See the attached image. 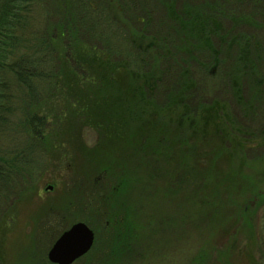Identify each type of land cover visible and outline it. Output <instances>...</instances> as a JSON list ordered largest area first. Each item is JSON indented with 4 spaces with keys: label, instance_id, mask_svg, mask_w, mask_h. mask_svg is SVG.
I'll list each match as a JSON object with an SVG mask.
<instances>
[{
    "label": "rangeland",
    "instance_id": "1",
    "mask_svg": "<svg viewBox=\"0 0 264 264\" xmlns=\"http://www.w3.org/2000/svg\"><path fill=\"white\" fill-rule=\"evenodd\" d=\"M58 2L49 0L52 14L47 19L33 8L28 17L33 22L32 29L37 27L44 32L48 28L53 34L56 26L64 24ZM189 3L200 4L193 0ZM263 6L258 11L253 4L242 5L239 14L260 15L264 13ZM156 7L153 3V18L158 19L160 9ZM259 19L264 22V16ZM161 26L170 41L180 44L176 24L166 17ZM22 37L17 60H32L37 48H41L37 50L40 57L45 54L46 41L35 40L32 31ZM256 40L262 56L255 77L251 72L241 76L229 66L228 77L237 75L242 80L230 86L235 94L229 88L231 93L226 91L222 97L213 98L215 105L196 120L194 128L186 126L185 119L182 122L196 136L195 143L206 125V130L216 133L220 169L225 176L229 173L234 188H217L215 195L220 202L213 204L216 208L208 211L209 217L202 215L205 208L199 200L203 197L189 192L203 187L205 182L195 180L190 169L177 166L180 164L176 147L181 141L174 144L173 137L170 151L161 147L165 144V126L169 130L180 127L184 102L166 105L160 99L155 103L144 90L136 89L135 80L140 77L122 70L131 95L115 101V88L100 90L99 97L87 100L94 110L92 115H82L77 104L70 103L63 117L47 121L45 140L40 145L42 139L29 135L25 118L37 108L45 113L51 107L55 110L53 106L68 104V100L50 92L29 94L13 80L8 91L11 125L0 136V155L18 151L28 171L31 168L34 174L13 170L0 198V264H51L46 258L48 249L62 231L76 222H84L95 239L87 255L72 264H230L232 251V257H239L233 259L234 264H259V254H264V29H257ZM47 43L54 48L50 57L54 64L47 66L39 57L44 66L30 67L33 72L41 70L43 77L48 71L57 74L59 63L66 61L63 53L67 46L61 41ZM79 83L90 85L86 81ZM79 83L68 82L66 88L76 91ZM44 85L45 82L37 84L39 88ZM66 88L64 93L68 96ZM113 102L120 106L112 110ZM95 109L105 113L100 122ZM154 122L157 126L148 131L146 127ZM232 123L242 130H232ZM208 125L221 128L224 135ZM168 134L171 139L173 135L169 131ZM177 136L185 137L184 133ZM213 136L211 133L209 138ZM200 170L199 175L205 172L204 168ZM223 191L224 196L231 192L238 202L225 199L221 196ZM252 195L261 206L246 204ZM233 214L239 217L237 223L232 222Z\"/></svg>",
    "mask_w": 264,
    "mask_h": 264
},
{
    "label": "trees",
    "instance_id": "2",
    "mask_svg": "<svg viewBox=\"0 0 264 264\" xmlns=\"http://www.w3.org/2000/svg\"><path fill=\"white\" fill-rule=\"evenodd\" d=\"M193 1H199L200 4L191 5L189 0H59L58 9L64 24L56 26L54 33L51 34L48 28L44 32L43 30L39 32L37 27L32 29L33 22H29L28 19L35 7L40 10L44 19L50 18L52 12L50 6L48 8L49 0H0V136L11 125V95L8 91L13 80H16L29 94L50 92V94L62 95L66 98L64 100H68V104L53 106L55 110L51 107L47 111H53V114L47 115V112L44 113L37 108L25 118L29 135L42 139L40 142L42 145L45 140L47 121L63 117L70 103L77 104L79 113L82 115L87 112L92 115L94 110L87 100L93 99V96L99 97L100 90L108 87L115 88L116 95L112 96L115 101L123 100L124 96L131 95L133 92L126 87L124 76L120 71L132 72L140 77L135 80L136 89L144 90L155 103L160 99H164L166 105L170 103L180 105L184 102L185 110L180 111V127L169 130L165 126V144L161 147L163 150L170 151L173 149L170 141L173 137L177 140H174V144L178 140L181 141L182 144L176 147L180 164L177 166L190 169L195 180L205 182L203 187L189 190V192H192L193 196L200 194L203 197L199 200L205 208L204 211L202 207L204 211L202 215L209 217L208 211L216 208L213 204L220 202L215 195L217 188L224 186L225 191L230 187L234 188L231 186L229 173L227 172L225 176L220 169V159L215 152L216 133L206 130V125V129H202L197 134L199 141L195 143L196 136L192 135L182 122L185 119L186 126L194 128L197 124L196 120L215 105L213 98L222 97L226 91L230 92L232 83L242 81L238 80L237 75L232 76L233 79L228 77L229 66L233 69L232 72L239 73L241 76L251 72L255 77L257 63L262 56L256 33L257 29H264V22L259 19V16H264V13L260 15L259 12L249 15L239 13L241 6L246 4L249 6L253 4L259 11V6L264 5V0ZM153 3L155 7L157 6L156 10L160 9L157 13L158 19L153 18L156 15ZM166 17L179 29L177 32L181 35V39L177 46L162 31L161 24L163 25ZM242 29L245 31L242 32ZM26 31L27 33L32 31L34 37L36 36L35 40L46 41L45 54L40 57L37 50L41 48H37L32 60H17L20 42ZM51 41H61L62 45L67 46V50L63 53L66 61L59 63L60 70L57 74L51 71L45 72V77L49 78L45 80V77L40 74L41 70L33 72L30 67L37 69L44 66L39 57L46 62L47 66L54 64L50 58L54 48L47 43ZM23 55L21 53V56ZM80 81L88 82L93 88L80 84ZM40 82H45L46 85L39 88L37 84ZM68 82L79 83V89L73 91L69 89V86L67 89ZM215 82L219 83L215 84ZM221 82H225L224 85ZM238 86L239 84L235 85V87ZM241 87H243L242 84ZM64 88L67 89L68 96L65 95ZM231 91L233 92L232 89ZM234 94H232L233 97ZM119 104L113 102L112 110L120 106ZM95 112L100 114L99 122L102 121L105 113H100L97 109ZM242 113L244 117V111ZM232 125L234 127V123ZM98 126L100 127V123ZM156 126L157 123L154 122L146 129L152 131ZM208 126L216 129L218 134L221 132L220 134L224 135L222 129H218L216 125ZM232 130H242V127L235 126ZM168 131L173 135L171 139H168ZM224 131H226L225 128ZM209 132L214 136L209 138L211 134ZM183 133L185 137L179 139L177 134L180 136ZM19 158L18 151L0 155V198L13 175V170L20 173L22 171L23 174H34L31 168L30 172L28 171V165ZM201 168H204L203 174H207L206 177L197 172L202 171ZM246 190L248 189L244 191ZM225 191L221 193V196L225 199L237 200L231 192L224 196ZM255 197L252 195L247 198L246 204L252 207L253 205L261 206L260 200ZM233 215L232 222L237 223L239 217L237 214ZM228 248L230 250L231 247ZM233 253L234 251L230 253V256L228 254L230 264L236 262L233 259L239 258L232 257ZM258 261L259 264H264L263 253L259 254Z\"/></svg>",
    "mask_w": 264,
    "mask_h": 264
},
{
    "label": "water",
    "instance_id": "3",
    "mask_svg": "<svg viewBox=\"0 0 264 264\" xmlns=\"http://www.w3.org/2000/svg\"><path fill=\"white\" fill-rule=\"evenodd\" d=\"M93 241L94 232L84 222H76L53 242L47 260L52 264H72L90 250Z\"/></svg>",
    "mask_w": 264,
    "mask_h": 264
},
{
    "label": "flooded vegetation",
    "instance_id": "4",
    "mask_svg": "<svg viewBox=\"0 0 264 264\" xmlns=\"http://www.w3.org/2000/svg\"><path fill=\"white\" fill-rule=\"evenodd\" d=\"M48 187H49L50 190L53 189V186H52V185H50V186H48ZM71 225H72V224H71ZM71 225H70V226H71ZM70 226H69V227H70ZM69 227H67V229H68ZM67 229H65V230H67ZM94 239H95V237H94ZM86 254H87V253H86ZM86 254H85V255H86ZM83 256H84V255H83ZM83 256H82V257H83Z\"/></svg>",
    "mask_w": 264,
    "mask_h": 264
}]
</instances>
